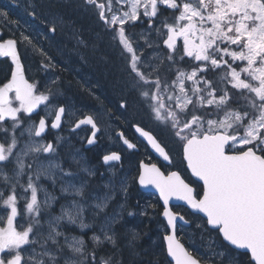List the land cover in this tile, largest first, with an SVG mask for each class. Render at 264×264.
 <instances>
[{
	"label": "snow or ice",
	"instance_id": "6c2138e0",
	"mask_svg": "<svg viewBox=\"0 0 264 264\" xmlns=\"http://www.w3.org/2000/svg\"><path fill=\"white\" fill-rule=\"evenodd\" d=\"M83 6L100 29L97 37L106 36L117 53L131 95L104 114L120 123L117 136L128 149L137 144L125 128L167 165L139 162L121 182V212L133 184L158 193L162 203L137 201V207L140 215L162 218L166 264H208L209 257L183 242L187 215L198 217L202 235L214 234L218 246L244 250L246 264H264V0H83ZM28 15L46 28L37 33L44 40L67 26L59 13L36 6ZM0 62L7 64L0 78V264H124L112 228L119 213L106 215L88 240L66 230L93 228L114 196L91 205L93 222L86 223V182L64 180L75 173L58 160L63 138H47L69 124L94 145L100 113L74 112L60 100V77L48 78L54 57L3 10ZM177 159L183 170H173ZM121 160L118 151L102 157L106 165ZM45 181L59 183L61 195ZM138 238L133 232L132 240ZM106 244L113 250L105 251Z\"/></svg>",
	"mask_w": 264,
	"mask_h": 264
},
{
	"label": "flooded vegetation",
	"instance_id": "af4514ba",
	"mask_svg": "<svg viewBox=\"0 0 264 264\" xmlns=\"http://www.w3.org/2000/svg\"><path fill=\"white\" fill-rule=\"evenodd\" d=\"M31 6H36L38 9H40L44 13H48V12L59 13L64 18L65 21L67 20L66 27L68 29L71 28L70 27L71 22H69L67 18H70V17L75 18L76 20L73 23L74 24L73 27L74 29H76L77 27L78 30H73L71 35H67L66 33L61 34V31L58 30L57 33H55L54 35L49 34L50 36L49 40H44L43 37L38 36L37 33L38 31H46V28L40 24L39 20H33V18L28 15V12L31 11ZM68 6L73 7L75 11L79 12L81 20L78 17L79 15L77 13H74V10H73V13L64 14L63 12L64 9L62 8H67ZM0 10L7 11L9 13V17L11 20L19 21L22 29L26 33L31 34L34 38L38 39L40 43L42 44V46L46 48L51 55H54L56 53L55 51H53V45L55 46V45L60 44V42L69 41L70 47L68 49H70L71 51L70 50L68 51L64 50V51H66L65 54H67V56L71 58V62L75 63L74 66L72 64L71 67H69V72H67L68 74H65L66 72H65L64 66L66 64L62 61H58V59H60L61 56L58 57V53H56V56L54 57V59H55L57 67L54 70L49 72L48 78L51 79L54 76L60 77L61 82L57 85L61 93L60 100L64 104H66L70 108V110L74 109V107L90 109L93 106H96V107L99 106L98 100L92 101L90 98L87 97L88 100L92 101L93 103H96L95 105H91L85 99H79L77 97H73V93H72L73 89L77 87L76 83L84 84V85H87L88 87L91 86L92 87L91 89H93L95 85V80L92 74L90 73L91 71L88 69L87 66H85L88 61L86 60L84 56V51H85L84 49L89 50V49L94 48L91 41L87 39L86 34L90 33L91 35H93V32L91 29L95 28V26L92 27L90 31H87L88 28L85 25L88 21H86L87 14H86V7L83 6V0H0ZM74 32L77 34L79 39H82L83 41H85L84 44H79L77 42V38H74L73 36ZM75 68H82L84 73H79L81 71ZM29 69H30L31 75H37L35 63H31L29 65ZM100 105L102 106V104ZM114 123H116V121H114ZM114 123L112 122L111 124L114 125ZM99 126L101 128V132L98 135L97 144L94 147H91L88 149L85 148V144L82 143L80 138H78V135H80V130H77L76 132L71 131L72 134L67 135L68 140L73 142V145L69 147L70 148L69 154H67L66 156L65 155L66 151L62 147L59 148L58 149L59 151L58 160L61 163L63 168H65L66 170H71L73 173H75V175L71 177H65L64 180L66 182H71L72 184H75L77 187H79L82 182H86V185H87L85 189L86 196L82 200V202L85 203L87 201V203H89L90 205H94L95 203L101 202L102 197H105V195H113L114 198L109 202V205L113 206L114 204L115 208L116 207L118 208V203L120 201L124 202L123 193L120 191L121 182L125 178L130 179L132 176H134L136 174V167L134 168L130 164V158L127 156L128 154H125V150L131 151V149H128L127 146L124 145L123 142L118 139L117 133L119 132V129H118V132H116L115 130L113 140L107 141L108 139L106 138L107 139L106 140L104 137V135L107 133L106 126H104L102 123H99ZM66 127H70V125L65 124L64 127L58 131H54V130L50 131L47 134V138L52 139L55 136H60L64 138L63 131ZM75 133L78 135L76 136ZM126 135L129 137L128 134ZM104 144L105 146L101 147ZM99 148L104 149L102 151L103 152L102 155L107 154L110 151H118L122 156V160L120 162L112 163L111 165H103L102 163H99L98 161L99 160L98 153H100ZM134 150L137 151V148ZM80 155L81 156L84 155L87 157L88 164H84L83 162L84 157H79ZM159 164L161 165L162 168L167 167V165L161 162ZM85 168H87L90 172H92L93 175H89L88 172H85L83 170ZM173 169H174V166H173ZM182 170H183V165H182ZM101 180L105 182L103 186L100 183ZM44 183L48 186L49 191L52 192L53 195H56L58 197L61 195L59 183L54 188L50 184V182L45 181ZM135 186L137 185L133 184L132 187L129 189V195H131V198L135 191L134 189ZM150 195L152 196V194L150 193L145 194V199H149L151 197ZM152 197L153 199L157 200L156 197L154 196ZM71 198L72 197H68V199H71ZM77 199H80V198L77 197ZM63 202H64L63 200L60 201V203H63ZM157 204H159V201ZM180 207L181 206H179V208ZM53 209L55 212L56 211L59 212V203L54 204ZM97 219L98 217L95 218V222L97 221ZM88 221L93 222V219L90 220L89 218ZM69 228L68 230L72 235L73 233H77V235L78 234L83 235L84 238H87V240H88V237L92 235L93 231H96L97 234H99L98 232L99 227L95 223L93 224V228L86 229V231L84 230L81 231L76 226H72ZM116 228L117 227L114 226V231L117 233L118 230ZM88 242L89 244L91 243L90 241ZM134 244L135 243L131 242V246H130V242H127L125 246L132 248ZM108 245H111V244H108ZM136 258H135L137 260L135 261L136 264H150V262H153L156 259V258L147 259V258H141V257L138 258L137 256ZM166 259H167L166 257L158 259L159 264H166ZM123 260L124 262L127 263L126 259H123Z\"/></svg>",
	"mask_w": 264,
	"mask_h": 264
},
{
	"label": "trees",
	"instance_id": "16d2710c",
	"mask_svg": "<svg viewBox=\"0 0 264 264\" xmlns=\"http://www.w3.org/2000/svg\"><path fill=\"white\" fill-rule=\"evenodd\" d=\"M62 9H64V14L73 13L74 10L73 7ZM86 14V21L88 22L85 26L88 28L87 31H90V29L94 26L95 28L91 29L93 35H91L90 33L86 34L87 39L91 41L94 48L89 50L84 49V56L88 61L87 66L95 80L94 87H96L91 89L92 87L82 85V88L80 89L78 86L72 91L73 97L85 100L90 98L92 101L98 100V103L104 106V108L101 109H111L113 112H117L118 104L122 98H127L131 102V95L127 92L123 84L121 72L122 66L117 57V53L109 46L108 38L106 36H104L102 39L97 37V33L100 32V29L96 25L91 11L87 8ZM78 17L80 19V16ZM6 69L7 64L0 62V78H2ZM88 89L91 90V94L89 93ZM95 104L96 103H93V105ZM90 109L96 110V108L94 107ZM115 125L119 127V130H122L118 121H116ZM123 130L126 134L129 135L132 142L137 144V151H135L134 149H131V151L125 150V154H128L127 156L130 158V164L134 168H137L139 161L144 160L145 162H147L149 158H151L152 162L158 163V161L152 157L151 153H149L148 148H146V145L138 138H136L137 136L134 134V131L132 129L125 128ZM103 150L104 149H100V153H98L99 163H101L100 160ZM174 168H180L182 170V165L179 163L178 159L174 164ZM134 189L135 191L133 194L140 199V206H143L145 203H158V201L153 199L151 195L149 199H145V194L140 193L138 189H136V186L134 187ZM137 199H134L133 196L132 198L131 196H128L127 207L123 212L126 215L127 212L130 210L135 211L137 213L133 216L127 215L128 217H126L127 223H131V227L135 226V229H133L132 231H127L125 233L124 231H122L121 228L125 226L123 222L114 224L115 227H117L116 229L118 230L117 233L115 232V240L117 247L122 252V258H125L128 264H136V256L138 258L141 257L147 259L156 258L154 261H157L160 258H165V256L161 255V248L159 247V233L161 231L159 225L162 221V218L158 216L152 217L150 215H140V209L137 207ZM179 210L185 211V209H183L182 207H180ZM186 218L189 219L190 222H192V228H194V224L197 222V220H199L198 217L192 215H187ZM133 232L139 234L138 239L132 240ZM151 234H156V236L152 237L153 235ZM123 242H126L124 243V245L127 244V242H132L135 244L132 246V248L128 249L124 247ZM222 248L225 249L224 247ZM104 249L105 251H112L113 246L106 244ZM226 251L232 256L234 255L233 258H229L222 261L215 260L217 264H230V262L232 261H234L235 264H246L247 257L240 255L241 252H238L236 250Z\"/></svg>",
	"mask_w": 264,
	"mask_h": 264
},
{
	"label": "rangeland",
	"instance_id": "374dc122",
	"mask_svg": "<svg viewBox=\"0 0 264 264\" xmlns=\"http://www.w3.org/2000/svg\"><path fill=\"white\" fill-rule=\"evenodd\" d=\"M68 19V21L69 22H71V24H70V29H68L67 27H65V29L63 30V31H61V34H64V33H66L67 35H71V33L73 32V30H78V28L76 27V29H74V27H73V23H74V21L76 20L75 18H73V17H70V18H67ZM66 22H67V20H66ZM63 43V44H62ZM49 44V43H48ZM70 43H69V41H67V42H60V44H58V45H53V51H55L56 53H58V57H60L61 56V61H64L65 62V66H64V69H65V74H68L67 72H69V67H71V65L73 64V66H74V64L75 63H73V62H71V58L70 57H68L67 56V54H65L66 53V51H68V50H70V49H68L70 46ZM62 48H64V49H62ZM64 50H66V51H64ZM71 51V50H70ZM150 51V50H149ZM56 53L54 54V55H52L53 57H55L56 56ZM147 54V53H146ZM51 55V54H50ZM85 66H87V64L85 65ZM88 67V66H87ZM75 69H77V70H80L81 72H79V73H84L83 72V69L82 68H75ZM55 75H57V74H55ZM82 85L83 86H87V85H84V84H80V83H76V86L78 87L79 86V88L81 89L82 88ZM91 87V86H90ZM96 87V86H95ZM94 87V88H95ZM87 102H89L91 105H93V102L92 101H90V100H88L87 99ZM90 105V106H91ZM94 108H96V110H92V109H88V110H92V111H97V110H99V113H100V119H99V123H102L104 126H106V128H107V133L104 135V137H105V139L107 140V141H111V140H113V138H114V134H113V129H114V127H116L115 126V123H114V121H109L108 120V118H107V116L104 114L105 113V110L104 109H101V108H104V106H101L100 104H99V106L98 107H96V106H93ZM101 109V110H100ZM88 110H87V108L86 109H84V108H80V107H74V109H72V111H83V112H88ZM73 119H75V117H73ZM114 123V125H112L111 123ZM70 128H71V126L70 127H66L65 129H64V131H63V133H64V138H63V140H62V142H61V145H60V147L59 148H63L66 152H65V155L67 156V154H69V150H70V148L69 147H71L72 145H73V142L72 141H69L68 140V137H67V135L68 134H72L71 133V130H70ZM87 133L86 132H84V131H82V130H80V135H78V134H76L75 133V135L77 136L78 135V138H80L81 139V137H83V136H85ZM67 137V138H66ZM69 137H71V136H69ZM65 140V141H64ZM81 141H82V139H81ZM64 142V143H63ZM82 143H84L83 141H82ZM108 143V142H107ZM106 143V144H107ZM108 145V144H107ZM105 146V144L104 145H102L101 147H104ZM69 148V149H68ZM68 149V150H67ZM79 157H84V156H79ZM78 157V158H79ZM86 160H85V157H84V159H83V162H85ZM86 164H88L87 162H85ZM141 193V192H140ZM136 194H137V192H136ZM128 196H131V195H128ZM103 198L104 197H102V200H103ZM101 200V201H102ZM124 202H125V200H124ZM123 202V203H124ZM84 203V202H83ZM98 203H100V202H98ZM85 204H86V208H85V212H84V216H85V222L86 223H91L92 221H88V219L90 218V220L91 219H93V216H92V212L94 211V209L92 210V207H91V205L89 204V203H87V201L85 202ZM57 212V214L59 213L58 211H56ZM107 213H108V215L107 216H111V215H115V214H117V213H119L120 214V216L123 214L122 212H121V210H120V208H115V205L111 208V209H109L108 211H107ZM113 213V214H112ZM106 215L104 214V213H100V215L98 216V222H97V225L98 226H100V224L101 223H103V220H104V217H105ZM199 223V220H197V222L194 224V228H183L182 227V232L184 233V234H186L184 237H182L183 238V241L186 243V245H191L192 247H194L198 252H200L202 255H204V256H207V257H209L210 259H209V262L211 261H214V260H220V261H222V260H226V259H229V258H233V256L230 254V253H228L225 249H223L222 248V246H218V242H216V243H214V241L216 240V237H215V235L214 234H212V235H209L208 233H203V235H202V230L200 229V228H198L197 227V224ZM114 226L115 225H112V228H113V231H114ZM69 227H72V226H69ZM68 227V228H69ZM68 228L66 229L68 232H69V230H68ZM69 229H71V228H69ZM131 229H129L127 226L124 228V229H122V231H124L125 233L127 232V231H130ZM84 231H86V229H84ZM79 232V231H78ZM114 233H115V231H114ZM71 234V233H70ZM74 234H77V233H74ZM72 235V234H71ZM116 235V234H115ZM78 236H79V234H78ZM86 240H87V238H85ZM124 243H126V242H123V245H124ZM124 247L125 248H129V247H126L125 245H124ZM221 252H223L224 253V255L223 256H221V255H219V253H221ZM125 259V258H124ZM124 264H128V262L126 263V262H124Z\"/></svg>",
	"mask_w": 264,
	"mask_h": 264
},
{
	"label": "water",
	"instance_id": "95a60500",
	"mask_svg": "<svg viewBox=\"0 0 264 264\" xmlns=\"http://www.w3.org/2000/svg\"><path fill=\"white\" fill-rule=\"evenodd\" d=\"M100 133V132H99ZM99 133H98V135H99ZM136 134V133H135ZM137 136H138V134H136ZM141 140V139H140ZM142 141V140H141ZM145 143V142H144ZM97 143H95L94 145H91V146H89V145H87L86 143H85V148L86 149H88V148H91V147H93V146H95ZM150 151V150H149ZM150 153H151V151H150ZM108 154V153H107ZM105 155V154H104ZM154 155V154H153ZM103 157V156H102ZM154 157H156V159L157 160H160L161 162H162V160L160 159V158H158L157 156H155L154 155ZM101 160H102V158H101ZM112 163H116V162H110L109 164H107V165H111ZM163 164H164V162H162ZM102 164L103 165H106V164H104L103 163V161H102ZM137 187H138V189H140L142 192H144V193H152L153 195H155L156 197H157V200H158V193L154 190V189H152V188H147V189H144V188H141L138 184H137ZM159 203H162V202H160L159 201ZM172 203V205H179V206H182L183 207V202H180V201H172L171 202ZM191 225V222L190 223H188V224H184V225H182V226H186V227H189ZM237 251H240V252H242V251H244V250H237ZM208 264H214V263H208Z\"/></svg>",
	"mask_w": 264,
	"mask_h": 264
},
{
	"label": "bare ground",
	"instance_id": "6f19581e",
	"mask_svg": "<svg viewBox=\"0 0 264 264\" xmlns=\"http://www.w3.org/2000/svg\"><path fill=\"white\" fill-rule=\"evenodd\" d=\"M67 8H70L69 6L67 7ZM74 13H77L79 16H80V14H79V12L78 11H75L74 10ZM58 61H61V59H58ZM62 62H64V61H62ZM65 63V62H64ZM82 77V76H81ZM101 142V141H100ZM75 148V147H74ZM99 158V157H98ZM99 161V160H98ZM97 162V161H96ZM97 164V163H96ZM100 183H101V185L103 186L104 185V181L103 180H101L100 181ZM99 185V184H98ZM100 186V185H99ZM102 186H101V188H102ZM133 196V198L134 199H137L138 197H136L134 194L132 195ZM138 201H139V204H140V199L138 198L137 199ZM124 212V211H123ZM122 212V213H123ZM108 215V214H107ZM121 219H119V221L117 222V223H119V222H123L124 224H125V226H123V227H121L122 229H124L126 226L129 228V229H131V230H133V229H135V226L134 227H131L132 225H131V223H127V221H126V217H128L125 213H123L122 215H121ZM97 222H98V219H97V221L95 222V224L97 225ZM134 225V224H133ZM98 226V225H97ZM99 227V226H98ZM96 228V227H95ZM99 230V229H98ZM156 230H157V228H156ZM99 232V231H98ZM151 235H153L152 237H154V236H156V234H151Z\"/></svg>",
	"mask_w": 264,
	"mask_h": 264
}]
</instances>
